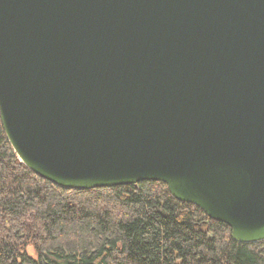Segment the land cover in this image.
<instances>
[{
	"label": "water",
	"instance_id": "95a60500",
	"mask_svg": "<svg viewBox=\"0 0 264 264\" xmlns=\"http://www.w3.org/2000/svg\"><path fill=\"white\" fill-rule=\"evenodd\" d=\"M0 121L60 187L156 181L264 240V0H0Z\"/></svg>",
	"mask_w": 264,
	"mask_h": 264
},
{
	"label": "trees",
	"instance_id": "16d2710c",
	"mask_svg": "<svg viewBox=\"0 0 264 264\" xmlns=\"http://www.w3.org/2000/svg\"><path fill=\"white\" fill-rule=\"evenodd\" d=\"M0 264H264V240L234 241L161 182L60 187L18 159L0 121Z\"/></svg>",
	"mask_w": 264,
	"mask_h": 264
}]
</instances>
